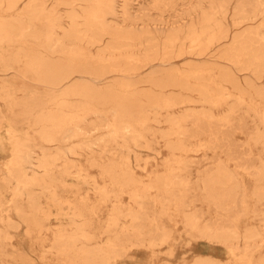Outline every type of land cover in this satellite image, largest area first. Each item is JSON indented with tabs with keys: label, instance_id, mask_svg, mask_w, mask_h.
Instances as JSON below:
<instances>
[{
	"label": "bare ground",
	"instance_id": "6f19581e",
	"mask_svg": "<svg viewBox=\"0 0 264 264\" xmlns=\"http://www.w3.org/2000/svg\"><path fill=\"white\" fill-rule=\"evenodd\" d=\"M17 1L0 0V73H14L23 81L16 85L0 77V149L10 145V156L0 167V186H10L12 193L8 200L0 199V264H23L21 255L8 252L10 229L24 226L40 238L53 218L71 226L52 233L50 249L64 263L113 264L130 246L171 240V229L159 222L165 215L171 219L167 204H174L191 238L221 243L234 257L222 261L202 255L191 264H264V230L240 225L247 214L264 221V163L248 167L252 187L220 160L200 172L199 200L214 210L210 220L199 209H184L195 200L188 196L192 187L182 173L187 164L174 157L188 149L185 139L193 136L185 123L192 121L200 129L199 123L213 120L210 108L228 101L223 122L245 107L264 126V0H237L231 25L225 22L229 0H207L206 6L205 0H195L178 16L199 10L197 19L166 31L161 26L166 21L132 12V0ZM153 6L171 9L175 0H158ZM119 13L127 25L117 23ZM136 21L142 26L135 27ZM82 41L97 51L87 52ZM184 42L190 54L215 55L228 65L187 64L165 72L154 63L183 55ZM136 45L143 49L141 55L134 53ZM238 71L251 77L243 83ZM177 107L184 109L177 113ZM162 115L169 126L161 138L172 156L166 169L147 182L136 177L127 154L92 158L105 180L101 186L71 157L99 147L103 154L113 143L127 151L131 145L149 148V122H160ZM89 117L96 119L90 122ZM252 137L258 143L264 131ZM69 176L94 184L101 201H118L126 193L134 205L115 204L106 226L92 231L89 214L95 208L60 192L70 186ZM150 202L161 209L150 212ZM122 219L129 223L120 227Z\"/></svg>",
	"mask_w": 264,
	"mask_h": 264
},
{
	"label": "rangeland",
	"instance_id": "374dc122",
	"mask_svg": "<svg viewBox=\"0 0 264 264\" xmlns=\"http://www.w3.org/2000/svg\"><path fill=\"white\" fill-rule=\"evenodd\" d=\"M25 0H18L17 5H22ZM158 0H132L131 11L141 10L148 13L146 18L149 19H162L166 23L162 24L164 31L169 30L172 26L180 23H185L191 18L197 19L198 11H194L191 16L181 18L178 14L183 13L184 10L191 6L195 0H175V6L171 9L158 10L153 5ZM52 0H48V5H51ZM237 0H229V9L226 14V23L231 25L233 7L236 5ZM207 5V0L203 2V6ZM8 14L7 12H3ZM117 23L120 26H125L129 22L122 19L119 13L116 18ZM64 25L67 26V21H64ZM135 27H141L142 22L136 21L133 24ZM154 27V24H150ZM234 29V28H232ZM107 38V37H106ZM105 38V39H106ZM87 52L93 54L97 51V46L87 45L86 41L81 42ZM140 45H136L133 49L134 53L141 55L143 49L139 48ZM183 46L185 50L183 55L176 56L174 54L171 60L164 63L160 60H155L154 63L165 72L170 71L171 67L184 68L189 65L208 64L214 68L220 65H228L226 61L215 55H196L187 52L188 43L184 42ZM183 56V57H182ZM52 57H59L58 54H52ZM180 59V60H179ZM159 63V64H158ZM218 68V67H217ZM147 69H143L142 72H147ZM216 73V71H215ZM239 78L243 83L246 77H251L248 71H238ZM6 77L14 81L16 85H21L23 81L19 77H14V73L8 72L7 74L0 73V77ZM120 76V75H119ZM139 87H146L145 84L139 85ZM38 90H43V87L36 85ZM17 95H21L18 92ZM230 102L225 104L214 106L211 109L213 114V120L199 123L200 129L196 128L192 121L185 123L188 133L193 136L185 139V143L188 147L186 151H176L174 154L176 158H180L187 164L186 169L182 172L183 175L189 179L191 190L188 196L194 199V203L191 207L184 209H199L205 215L206 219H214L215 212L210 209L207 204L199 200L200 191L197 187V180L200 172L206 168H209L213 163L217 161H223L227 166L234 171H238L241 177L244 179L247 187H252L254 184V177L248 167H256L264 163V138L260 141L254 142L253 135H258L264 131V126L259 122L258 117L253 112H247L245 107H241L237 112L232 114L228 123H225L221 118L226 115L229 109ZM199 105H194V108H199ZM184 107H177L175 112L179 113ZM166 113H163V115ZM160 117L161 121H150V130L147 134V138L150 141L149 148L142 146L131 145L129 151L120 149L119 145L113 143L106 147L105 152L102 154L104 148L99 147L94 152L85 151L80 156H71L77 165L83 167L90 175L95 176L97 179V185H103L105 180L100 177V169L97 166L91 165L92 158L103 159L115 158L120 159L124 154L129 155V161L134 168L136 177L140 178L144 182L149 181L154 175L162 173L166 169V165L169 162V158L172 156V152L166 147L164 140L161 138V132L168 129L169 124L164 121V117ZM9 118L11 117L8 115ZM96 118L89 117V121H95ZM17 127L21 130L25 128L22 122L17 123ZM121 142V140H119ZM250 142V144L248 143ZM61 143H57V145ZM64 144L63 146H68ZM10 156V145H6L3 149H0V167ZM66 182L70 185L67 188L62 189L61 194L78 203L82 204L86 202L87 206L95 208V212L89 214L91 219V230L100 232L105 226L112 207L118 204L122 207H129L134 205L130 200L128 194H121L118 201L109 199L101 201L97 188L92 183H85L76 180L74 177H68ZM1 184V182H0ZM151 196H155V190L150 191ZM11 187L4 185L1 189L0 186V199L8 200L11 198ZM83 205V204H82ZM149 211H159L161 206L148 203ZM86 207V206H85ZM261 210H264V205L260 206ZM88 209V208H87ZM14 212V211H13ZM168 215H165L159 222L166 225L172 231V238L169 242L164 244H158L155 246L147 245H135L130 246L125 254L113 264H191L197 257L202 255H209L222 261L234 259L229 254L228 249L221 243H210L203 239H193L187 233L186 228L182 222L181 216L177 213L174 204H167ZM4 214V212L2 213ZM14 219H16L15 213H13ZM263 216L252 217V215H245L241 219V228L244 226H254L264 230ZM129 223V219H122L120 227ZM50 229L42 234L40 238L34 237L26 232L24 226L10 229L12 239L8 241V252L21 255L23 257V264H67L64 263L55 251L50 249L52 243V233L60 227H66L69 230L71 226L67 225V220H56L53 218L49 225ZM105 240L104 236L101 238ZM239 256V255H238ZM75 264V263H72ZM241 264V263H240Z\"/></svg>",
	"mask_w": 264,
	"mask_h": 264
}]
</instances>
